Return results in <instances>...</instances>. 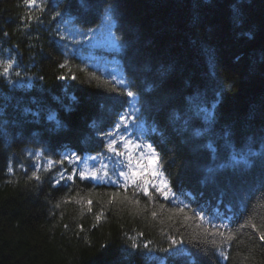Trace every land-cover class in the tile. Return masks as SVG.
<instances>
[{"label": "trees", "instance_id": "obj_1", "mask_svg": "<svg viewBox=\"0 0 264 264\" xmlns=\"http://www.w3.org/2000/svg\"><path fill=\"white\" fill-rule=\"evenodd\" d=\"M54 4L62 13L56 20ZM109 32L116 50L107 43ZM66 51L76 79L61 81L58 76L70 75L59 67ZM99 56L122 63L166 133L173 185L214 202L223 191L222 203L246 205L231 230L237 240L197 227L190 210L186 218L141 196L137 206L123 193L109 204L113 190L82 183L53 188L54 171L31 178L29 153L43 148L54 159L65 147L97 148L124 104L122 91L93 64ZM10 57L21 76L11 74L12 84L0 77V264H189L193 257L217 264L211 252L221 250L228 264H264L258 233L241 228L251 221L264 231V0H48L43 12L24 0H0V60ZM130 237L141 246L131 257ZM169 237L183 241V253L161 251ZM149 241L159 259L144 258ZM230 243L232 254L221 248Z\"/></svg>", "mask_w": 264, "mask_h": 264}, {"label": "snow or ice", "instance_id": "obj_2", "mask_svg": "<svg viewBox=\"0 0 264 264\" xmlns=\"http://www.w3.org/2000/svg\"><path fill=\"white\" fill-rule=\"evenodd\" d=\"M24 2L29 9H35L41 12L46 10L48 4V0H24ZM58 7V4L53 5V14L51 17L53 20H56L62 15V13L57 10ZM32 19L33 17H28V25L31 24ZM35 19L38 23L41 22L40 18L37 17ZM110 20V16L106 17V22ZM3 35L7 37L8 33L4 32ZM85 36H87L86 33ZM59 38L61 40L65 39L62 35ZM113 39H115V37H113ZM73 42L82 43V41ZM64 55L66 59L64 63L59 65V67L62 69L67 68L70 75H60L57 79L61 81L69 78L75 80L76 76L71 73V67L69 66L67 58L69 56L68 52L66 51ZM15 65L16 61L14 58L10 57L7 60H0V77L8 80L10 84L13 83L9 79L11 74L14 73L17 77L21 76L19 71H15ZM80 70L84 71L82 68ZM41 79H43V77H41ZM119 83L123 85L125 81L120 80ZM121 94L127 95L130 99H135L136 97V93L127 88L123 89ZM132 109V112L121 114L111 129L102 132L100 135L102 151L97 152L95 155L82 156L77 152L72 151L60 154L59 159H53L43 148L37 150L35 153H29V155L33 157V171L31 178L40 181L41 176L39 173L41 171L50 172L56 167V165L63 166L67 163L69 167L61 168V170H58L52 177L53 188L62 186V182H71L72 184H75L78 179L81 182H88L92 188L112 186L114 190L112 191L111 198L108 201L109 204L120 197L122 193L125 201L134 203L137 206L140 204V200L138 198L140 195L147 197L149 202L154 201L157 196L162 198L164 201H168L170 199L175 200L176 193L173 191L169 180L162 171L163 163L159 151L152 143L146 142L145 139H143L144 132L138 123L139 117L135 115V113L139 112V108L133 105ZM25 111L28 110L25 109ZM199 112L205 113L206 119L211 117V113L208 112L206 108H200ZM38 114L39 113H33V116H37ZM48 119L55 120V116L53 114H49ZM129 121H131V124ZM56 123L57 127H60L59 121ZM152 131L155 132L156 130L152 129ZM196 135H199V133H196ZM208 147L211 151H215L212 149L211 145ZM19 168L24 172H28V168L25 167L23 163L19 164ZM7 171L9 174L13 173L14 169L11 163L9 164ZM208 171L212 172L213 169L210 168ZM130 189L131 195H129ZM78 202L84 203L83 199ZM92 203L93 201L91 199H87L86 204L89 212L92 211ZM160 209L161 212L164 210L163 204L160 205ZM186 209H189V205L181 204L178 208L171 209V211L174 214L182 213L187 218ZM189 210L193 212V218H197L202 222V224L197 225V227L207 224L213 230V235L218 234L223 237L225 241L235 239V235L232 233L231 229H229L228 224L212 223V221L202 214V212L191 209ZM159 214L160 213L155 210L151 212L153 218H156ZM103 215V211L98 213L95 217L96 220L100 221ZM244 227H251L254 232L258 233L259 240L264 243V231H259L256 224L249 221L241 225V228ZM207 231L208 229L206 228L205 232ZM130 239H133V243L130 245L133 252L129 253V257L133 256L136 251L141 249V246L135 242L134 238L130 237ZM169 240L171 242L170 246L168 248L161 249V251L170 253L173 256L184 252L182 248H179V245L183 244V241L178 243L172 237H169ZM150 243L151 242L149 241L142 246L144 250H147V252L144 253V258L146 260L159 259L151 255L154 250L149 247ZM197 243H200V241H197ZM213 243H215V241H213ZM176 249H179V253ZM184 254L189 255L187 253ZM219 254L225 260L228 259V256L223 250H221ZM161 264H163V261H161ZM189 264H197L194 257L190 260Z\"/></svg>", "mask_w": 264, "mask_h": 264}, {"label": "bare ground", "instance_id": "obj_3", "mask_svg": "<svg viewBox=\"0 0 264 264\" xmlns=\"http://www.w3.org/2000/svg\"><path fill=\"white\" fill-rule=\"evenodd\" d=\"M110 11L111 12H114V10L111 8L110 9ZM149 92V90L147 89L146 90V93H148ZM130 122V121H129ZM156 135V134H155ZM96 137V136H95ZM96 139H98L97 137H96ZM160 139H162V138H159V140ZM159 151V150H158ZM159 153H160V155H161V158H162V163H163V169L164 170H162V171H164L165 172V174H167L169 177H170V180H171V183H172V175H171V172H170V170H169V168H168V164H167V156H166V152H162V151H159ZM260 157V156H259ZM259 157H257V159L259 158ZM170 167V166H169ZM238 169H242L241 167H238ZM78 183H80V181H76V183L75 184H78ZM231 200V199H230ZM231 202H233V200H231ZM239 204H236V206H237V208H238V210L237 211H234L236 214H242L244 211H246V205H243L240 201L238 202ZM242 217V215H240V217H239V221L238 222H240V220L242 219L241 218ZM237 227V225H234V227H233V230L235 229ZM232 230V231H233ZM234 240H237V238L235 237V239H233V240H231V241H229V242H234ZM232 243H230V244H227V245H224L223 247H221V248H227V250L229 251V253H231L232 254V252L234 253V248L232 247ZM218 246H221V243L219 242L218 243ZM220 251H215V252H211V255H212V257L214 258V260L216 261V263L217 264H228V262L227 261H224V258L222 257V256H220Z\"/></svg>", "mask_w": 264, "mask_h": 264}, {"label": "rangeland", "instance_id": "obj_4", "mask_svg": "<svg viewBox=\"0 0 264 264\" xmlns=\"http://www.w3.org/2000/svg\"><path fill=\"white\" fill-rule=\"evenodd\" d=\"M83 17H84V16H83ZM83 17H81V18H83ZM80 20H81V19H80ZM36 134H37V133H36ZM36 134H35V135H36ZM98 148H99V146H98ZM57 154H58V153H57ZM54 159H55V158H54ZM57 159H59V157H57Z\"/></svg>", "mask_w": 264, "mask_h": 264}]
</instances>
